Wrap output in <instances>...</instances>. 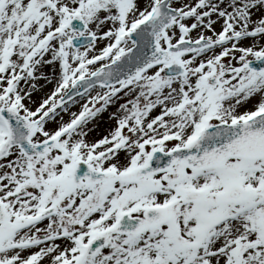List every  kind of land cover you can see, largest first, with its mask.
<instances>
[{
	"label": "snow or ice",
	"instance_id": "obj_1",
	"mask_svg": "<svg viewBox=\"0 0 264 264\" xmlns=\"http://www.w3.org/2000/svg\"><path fill=\"white\" fill-rule=\"evenodd\" d=\"M0 264H264V0H0Z\"/></svg>",
	"mask_w": 264,
	"mask_h": 264
}]
</instances>
